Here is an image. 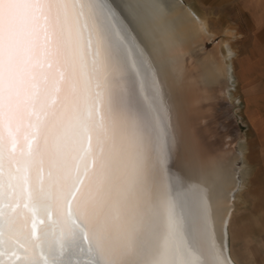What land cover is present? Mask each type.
<instances>
[{
    "label": "bare ground",
    "instance_id": "1",
    "mask_svg": "<svg viewBox=\"0 0 264 264\" xmlns=\"http://www.w3.org/2000/svg\"><path fill=\"white\" fill-rule=\"evenodd\" d=\"M1 5L0 264H241L225 41L181 0Z\"/></svg>",
    "mask_w": 264,
    "mask_h": 264
},
{
    "label": "rangeland",
    "instance_id": "2",
    "mask_svg": "<svg viewBox=\"0 0 264 264\" xmlns=\"http://www.w3.org/2000/svg\"><path fill=\"white\" fill-rule=\"evenodd\" d=\"M181 1L205 21L214 35L204 43V51L223 39L234 53L231 58L234 78L229 88L231 99H221L223 102L220 100L216 105L220 109L213 117H208L207 122L212 142L233 140L235 136L236 139L243 138L244 157L242 164L241 161L238 164L246 166L245 186L239 194L229 244L241 264H264V64L248 65V71H241V42L226 37L221 30L222 23L215 21L207 8L199 7L194 0ZM221 50L226 53L224 48ZM233 143L230 152L233 151Z\"/></svg>",
    "mask_w": 264,
    "mask_h": 264
},
{
    "label": "crops",
    "instance_id": "3",
    "mask_svg": "<svg viewBox=\"0 0 264 264\" xmlns=\"http://www.w3.org/2000/svg\"><path fill=\"white\" fill-rule=\"evenodd\" d=\"M194 1L199 7L207 8L215 21L222 23L221 30L226 37L241 42V71H248V65L264 64V0ZM225 45L224 50L234 55L226 41ZM262 232L264 240V230Z\"/></svg>",
    "mask_w": 264,
    "mask_h": 264
},
{
    "label": "water",
    "instance_id": "4",
    "mask_svg": "<svg viewBox=\"0 0 264 264\" xmlns=\"http://www.w3.org/2000/svg\"><path fill=\"white\" fill-rule=\"evenodd\" d=\"M3 4H4V3H3ZM2 6H3V5L0 6V13H2V12H1ZM83 239H84V238H83ZM84 243H86L85 239H84Z\"/></svg>",
    "mask_w": 264,
    "mask_h": 264
}]
</instances>
